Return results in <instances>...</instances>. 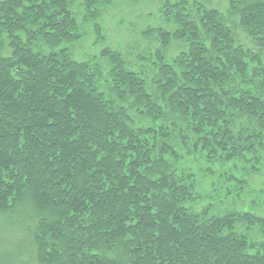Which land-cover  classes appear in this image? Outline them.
Listing matches in <instances>:
<instances>
[{"label": "trees", "instance_id": "1", "mask_svg": "<svg viewBox=\"0 0 264 264\" xmlns=\"http://www.w3.org/2000/svg\"><path fill=\"white\" fill-rule=\"evenodd\" d=\"M113 1L0 0V213L21 214L34 264H264V216L195 210L178 167H227L235 198L261 169L264 0H228L248 43L220 10L163 0L151 70L110 46L74 57Z\"/></svg>", "mask_w": 264, "mask_h": 264}, {"label": "rangeland", "instance_id": "2", "mask_svg": "<svg viewBox=\"0 0 264 264\" xmlns=\"http://www.w3.org/2000/svg\"><path fill=\"white\" fill-rule=\"evenodd\" d=\"M172 2L176 0H171ZM198 1L208 8H216L223 12L234 27L235 33L240 41L248 43L246 34L237 27V20L229 12L228 0H189ZM163 0H114L109 6L100 5L102 10L98 21L101 23L104 41L96 43L94 27L91 22L84 24L82 40L72 45L74 57L78 60H86L97 56L104 46L120 50L132 63L138 67L147 66L151 70L149 62L140 61L139 56H146L153 52L158 46L156 38L147 36L145 31L148 27L165 25L160 15V7ZM83 8L75 6L78 19H83ZM235 17V18H234ZM235 21V22H234ZM178 44L168 50L169 58L174 56ZM149 56V55H148ZM152 72V71H151ZM184 151V150H183ZM178 164L185 172H192L196 176V190L202 199L192 204L195 210L202 209L205 205L212 204L215 213H223L228 209H249L264 216V161L259 171H251L241 167L237 176L247 182L244 192L239 197L228 195L229 190L235 194L237 183L227 181L222 173L227 170L221 166L214 165L212 172L206 170L208 163L200 156L194 154L186 156ZM230 169V168H229ZM257 239L261 236L255 235ZM28 229L22 220L20 213H0V264H34L33 251L28 241Z\"/></svg>", "mask_w": 264, "mask_h": 264}]
</instances>
